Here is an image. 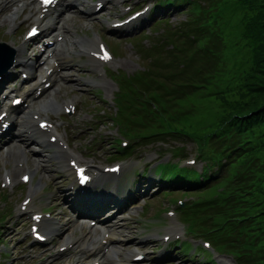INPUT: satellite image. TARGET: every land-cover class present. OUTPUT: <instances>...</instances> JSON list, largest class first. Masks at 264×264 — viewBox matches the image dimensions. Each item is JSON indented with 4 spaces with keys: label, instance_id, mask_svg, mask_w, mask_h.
<instances>
[{
    "label": "rangeland",
    "instance_id": "1",
    "mask_svg": "<svg viewBox=\"0 0 264 264\" xmlns=\"http://www.w3.org/2000/svg\"><path fill=\"white\" fill-rule=\"evenodd\" d=\"M87 1L88 5H86V7L84 6L85 13L89 9H92V2L95 0ZM151 2L152 0L109 1L105 10L100 14H93L91 17L86 13L85 17L82 13L71 12L69 13L68 19H66L67 24L72 23L74 25L76 33L73 37L72 31L69 30L67 33V39L64 41L61 49H64L63 51L69 49L68 55L71 56L70 60H72L73 66L64 69L66 70L65 73L60 67L59 73L66 74L65 77H57L51 84V87H49V90L31 100L30 106L25 109H32V111L35 112L41 111L46 114V116L54 118L58 127V133H60L62 138L65 139L70 148L71 154L76 158L79 157L86 161L91 159L98 166H103L106 163L112 164L122 162L125 164L126 168H128L124 171H131L133 169H143L146 166L152 167L157 162L160 164L171 161L178 156V154L173 156L174 152L186 155L191 154L190 156L192 157L194 156L193 153L197 152L202 145V141L198 140L191 134L173 133L174 135L168 134L161 140H157L155 137L151 138L147 134H144L148 136V138L142 140L143 142L141 143H133L130 140V145H133L129 153L132 154L131 156H129V154L119 155L117 150H115L116 144H113V141H116V139L129 140L130 136L126 134L124 135L122 129L132 131L133 123L132 121H129L127 116L125 117L128 121L125 120L123 117L124 115L122 117L125 122L120 120V123L117 124L113 121L117 104L107 102L106 100L105 96L107 94L109 82L107 80L104 81V89L101 82L96 77L95 66L93 65V67L90 68L88 66V63L90 62L85 60L84 55H81L80 48L83 47L79 46L82 44L77 43L75 40L79 39L78 36L89 39L94 38L95 35L102 36L107 44L113 49L114 53L119 55L112 67L116 68L120 65L122 66V70L128 74L143 69L145 66L151 67L149 59L152 55L156 54L154 53L156 45L152 44L156 39H161L166 30L172 31L174 29L172 28L173 26L179 27L183 21H186L188 14L185 13L184 8H182L184 5L182 7H172L165 15H161L164 16L163 18L160 16L150 17V21L144 23L145 26L142 27L141 30H136L131 34H125L122 38H113L112 36H109L107 34L106 26V20L119 19L126 15L123 13L125 6L134 5L135 7L133 9H138ZM31 8L32 5H29L23 13V17H27L28 20L21 23L20 26H17L16 22H14L15 20L12 21V13L14 9L10 7L6 12L8 16L4 15L3 19L0 20V40H14V43L18 45L23 42L22 36L26 26L35 19L30 12ZM160 19L162 22H159ZM3 24L6 25L2 27ZM183 25L184 23L182 26ZM235 30V33L230 36L231 39L236 41L239 40V43L243 44L244 41L241 40L238 33V25H236ZM69 42L73 45L69 44ZM30 44H34V42ZM227 52V61L230 63L223 67V71L226 72L229 77L227 84H230L233 89L236 83V81L233 82V76L243 75V71L247 67L245 59L248 55L244 53L245 50H239L234 44L230 45ZM29 55L35 58L33 49H30ZM82 62H86V67L80 66ZM42 68L43 65H40L35 71L34 78L29 77L22 83L21 90L26 91L33 86V83L38 80ZM99 68L102 69V67ZM24 69V67L17 66L16 73L21 72ZM240 70L242 71L240 72ZM240 80L242 79L240 78ZM239 83V87H241L243 83ZM5 86H14V81L10 79ZM212 87L213 81L207 85L205 92L202 93L204 96L196 97L194 94L191 96H189V94L184 97L182 101H178V103H180H177V106H181L182 109L187 112H192L190 116H193L191 119H185V122L187 123L181 121L183 125L194 129H201L203 125L206 126L208 123L214 121L220 113L225 112L222 111V106H218L221 104L219 101L215 102L214 100H210L214 98L212 96L214 94ZM52 93L57 96V100L60 104L69 98L74 99L77 103L76 113L72 116H67L62 113V109L55 112L50 110L42 111L39 107V103L48 99ZM240 99L242 100L243 97L239 94H235L234 90L228 96V100L230 101ZM97 118L99 121L96 120ZM118 118L116 120H118ZM25 123L26 119L23 121L22 117L19 128L22 127V129H24L22 125ZM139 130V127H136L133 130V133H138ZM14 138H12L11 144H8L0 150V183L3 179V174L7 171H9L15 178L19 179L22 171H19V166H17L16 162L21 156H23L24 151L22 149L31 148L38 152L35 155L31 153L28 156L27 165L31 170H33L34 164H42L44 170L35 173L32 185H19L13 192H11V195L7 199L1 197V193L5 192V189L1 190L0 188V219H4L0 227L6 228V240L0 245V251L5 252V254L3 253L0 255V261H4L7 264H32L31 262L20 259L25 255L24 250L29 245H34L30 241L31 235L27 232L26 226H20L18 231H16L18 226L17 221L23 216L18 214L13 216V208L29 193V190L33 186V189H37L34 207L53 204L57 211H62V206L59 204L60 199L58 200L57 197L60 196V185L63 183V180L66 181L67 174L61 169L56 159L51 160L47 157V155L54 152V146L35 144L29 136L25 135V133L21 137L22 139L18 138L19 143H17V140L14 141ZM29 145H31V147H29ZM17 146H20V148ZM23 166H25V164H23ZM22 168L24 170V167ZM148 169L151 168L148 167ZM11 171H14L15 174ZM142 175L139 184L142 186V189L145 190V185H147L145 181L146 175ZM38 181H40L42 186H37ZM152 181L155 182L154 180ZM155 183L156 185L159 184L158 181ZM194 190H196V188H193L192 190L174 189L171 192L166 189L152 188L150 191H147L145 195H142V197L136 201L134 206L131 205L130 209L127 211L116 212L115 210L113 213L109 214L108 216L111 215L113 219L118 216L124 218L122 219L121 227L117 229L116 234V238H121L124 242L121 245V250L114 247L116 244L111 245L106 250L104 256L105 264H126L130 260L131 254L136 251H144L147 253V258L140 264H205L206 260H204V257L201 258L204 253L199 249V241H192L195 247H193L190 253H197L195 256L183 253L181 247L178 248L177 251H173L169 254L170 250L168 248V245L173 240L176 232L182 234L181 239H185L186 237L183 236V225L179 219L178 212L175 216L169 217L167 216L166 211L168 209L176 210L175 200L177 201L182 198L184 201H191L203 195V192L196 193ZM15 210L17 211V206H15ZM59 216L64 222V226H61L62 233L60 237L77 235V237L85 241L93 236L98 242H100V240L97 239L101 235L99 234V231H91L90 233H87L86 229L79 228L77 222L70 223L71 217H69V215H64L62 212ZM51 221L54 223L55 228L56 226L57 228H60L54 219H51ZM208 224L212 225V222L209 220ZM210 225L203 227L202 229L209 230L212 227ZM167 233H171L172 237L170 240L164 241L163 237ZM25 234L29 240H26ZM72 253L74 252L72 251ZM72 253L70 251L63 254L74 256ZM117 254L121 255L120 257L122 258V261L113 263L112 260L117 258ZM85 255L90 256L88 253H85ZM71 256H64L59 259L54 256L56 260L52 264H79V262ZM215 257L220 264H234L233 259L229 254L223 255L222 257ZM81 263L84 264L82 261ZM38 264H51V258L42 256L40 257Z\"/></svg>",
    "mask_w": 264,
    "mask_h": 264
},
{
    "label": "trees",
    "instance_id": "2",
    "mask_svg": "<svg viewBox=\"0 0 264 264\" xmlns=\"http://www.w3.org/2000/svg\"><path fill=\"white\" fill-rule=\"evenodd\" d=\"M207 1L204 5L185 1L189 17L182 39L196 46L190 47L188 53L179 45L168 51L174 69L162 73V93L159 87L151 89L159 97V110L138 102L131 104L130 114L138 118L140 132L148 136L178 131L202 141L200 148H208L209 152L205 179L213 177L205 180L201 204L191 205L189 211L200 215L201 227L212 222L204 232L220 240L237 264H264V0ZM236 25L243 44L230 37ZM231 44L248 55L245 76H233V89L223 71L230 63L227 49ZM195 55L198 64L189 72V62ZM156 64L161 67L160 62ZM178 75L182 76L179 81ZM211 81L214 98L210 100L219 101L218 106L225 112L201 129L183 125L181 121L193 116L177 106L178 101L189 94L204 96ZM239 82L243 83L241 87ZM233 90L243 99L228 100ZM210 171L213 172L209 174ZM194 174L188 172L184 182L204 183Z\"/></svg>",
    "mask_w": 264,
    "mask_h": 264
},
{
    "label": "bare ground",
    "instance_id": "3",
    "mask_svg": "<svg viewBox=\"0 0 264 264\" xmlns=\"http://www.w3.org/2000/svg\"><path fill=\"white\" fill-rule=\"evenodd\" d=\"M71 1V0H70ZM69 1V2H70ZM88 14H90L89 13V11H88ZM63 25L61 26L62 28H64V29H66V31L67 32H69V30H71L72 31V33L75 35V33H76V29H75V27L73 26V24L71 23V24H65L64 22L62 23ZM80 38V37H79ZM82 41H83V45L82 46H84L85 44H88V45H93V44H95V40H96V37L95 38H93V39H88V38H85L84 40L83 39H81ZM72 41V40H71ZM72 43H73V41H72ZM69 50V49H68ZM68 50H65V53L64 54H66L67 56H68V53H69V51ZM64 54H63V56H64ZM65 55V56H66ZM21 61H22V63H24L25 65H27L28 66V68H30V66L27 64V61H28V58L27 57H21ZM66 63L67 62V59H66V61H65V58H63V63ZM50 67H53V68H55L56 66H54V65H50L49 66V68ZM36 68V67H35ZM45 75H48L47 73H46V71H44L43 73H42V75H41V77L42 78H44L45 77ZM50 75L51 76H54V77H57V74L56 73H54L53 71L50 73ZM51 76H49V79H51L52 80V77ZM35 85L37 86V87H39V86H41V83L40 82H36L35 83ZM45 91V90H44ZM71 101H68V103H70ZM68 103H67V105L66 106H68ZM42 104L43 105H41V109H43V110H45V109H47V108H49V107H51V105L53 106V104H56L57 106H59V102H58V100H56V96H54L53 94H50V96L48 97V99H46V100H44V102H42ZM29 120H30V122L32 121V119H30L29 118ZM31 125V124H30ZM29 129H31L30 131H29V134H30V136H31V138L32 139H35V140H37L38 142H43L44 140H43V132H42V130H39V129H37V128H35L34 127V125H31L30 127H29ZM26 131V130H25ZM48 131H44V133L46 134ZM45 142V141H44ZM17 147H19L20 148V146H17ZM60 150H59V153H60V155H61V157L63 158L64 157V161H65V151H67L64 147H61L60 146ZM57 149H58V146H57ZM58 152V151H57ZM26 153V152H25ZM48 158L49 159H51V157H50V155L48 156ZM65 167H66V165H64ZM43 168V166H41L40 164H34V171L36 172V171H39V170H41ZM68 170V169H67ZM34 190V189H33ZM122 219H124V218H122V217H117V218H115V219H112L109 223L111 224V226H112V229H111V231H109L110 232V235H111V237H108V239H107V244L108 243H112V242H118V243H123V241L122 240H120V239H116L115 238V235L117 234V229L118 228H120L121 227V223H122ZM104 238H106V237H104ZM90 241V240H89ZM91 245H92V247H90V249H88L89 251H94V253L93 254H95L96 252H97V250L100 248V244H98L97 246H94L92 243H91ZM100 251V250H99ZM98 251V252H99Z\"/></svg>",
    "mask_w": 264,
    "mask_h": 264
},
{
    "label": "snow or ice",
    "instance_id": "4",
    "mask_svg": "<svg viewBox=\"0 0 264 264\" xmlns=\"http://www.w3.org/2000/svg\"><path fill=\"white\" fill-rule=\"evenodd\" d=\"M44 2L45 3H48V2H50V0H44ZM104 59H107L108 57H107V55L105 54V56L103 57ZM82 171V170H81ZM25 179H27L26 177H25Z\"/></svg>",
    "mask_w": 264,
    "mask_h": 264
}]
</instances>
